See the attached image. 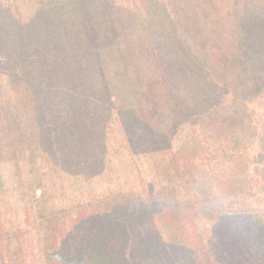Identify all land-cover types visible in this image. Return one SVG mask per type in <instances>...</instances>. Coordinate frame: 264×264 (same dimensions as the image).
I'll return each instance as SVG.
<instances>
[{"label": "trees", "instance_id": "trees-1", "mask_svg": "<svg viewBox=\"0 0 264 264\" xmlns=\"http://www.w3.org/2000/svg\"><path fill=\"white\" fill-rule=\"evenodd\" d=\"M0 88L70 197L42 213L38 185L32 227L0 230V264H264V214L182 196L212 150L175 139L202 117L231 147L264 91V0H0Z\"/></svg>", "mask_w": 264, "mask_h": 264}, {"label": "rangeland", "instance_id": "rangeland-1", "mask_svg": "<svg viewBox=\"0 0 264 264\" xmlns=\"http://www.w3.org/2000/svg\"><path fill=\"white\" fill-rule=\"evenodd\" d=\"M3 91L0 88V139L5 143L0 148V182L3 183L0 189V230L6 231L15 225L29 229L37 215L34 200L41 193L38 185L47 187V195L43 199L40 197L38 205L42 213L70 204V197L63 192L65 180L56 173L49 158L41 151L33 150L31 153L35 145L29 148L30 141L25 142L27 133L19 131V128L17 130L15 123L18 118L15 120L12 111L8 110L12 100L5 95L7 91ZM8 96L12 97L10 91ZM247 102V115L243 122L232 127L235 137L230 142V148L226 146L224 135L215 142L216 134L211 136L215 121L202 117L194 118L192 122H197L186 134L181 132L176 136L178 145L192 135L210 142L209 148L204 144L208 152L212 150L209 159L187 166L185 190L182 187L181 193L182 196L189 193V200L193 203H203L218 212L264 214V91L259 95L251 94ZM219 126L220 131L225 132V123H219ZM184 127V130L188 129L189 124ZM215 149L221 156L214 165L212 156ZM227 149L234 153L235 164L223 156ZM182 150L175 148L180 158ZM187 159L189 164L190 156ZM30 162L34 170L32 177L28 174ZM200 171H207L208 175L200 176ZM35 177V186H27Z\"/></svg>", "mask_w": 264, "mask_h": 264}]
</instances>
